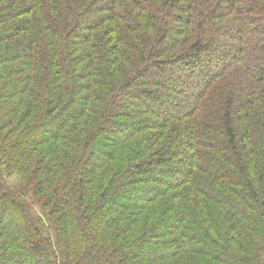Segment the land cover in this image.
Returning a JSON list of instances; mask_svg holds the SVG:
<instances>
[{
	"label": "trees",
	"instance_id": "obj_1",
	"mask_svg": "<svg viewBox=\"0 0 264 264\" xmlns=\"http://www.w3.org/2000/svg\"><path fill=\"white\" fill-rule=\"evenodd\" d=\"M0 264H264V0H0Z\"/></svg>",
	"mask_w": 264,
	"mask_h": 264
}]
</instances>
